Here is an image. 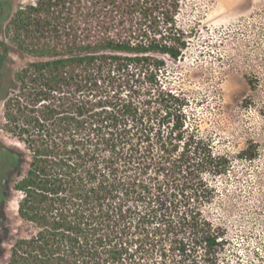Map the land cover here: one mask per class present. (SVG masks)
Masks as SVG:
<instances>
[{
	"label": "trees",
	"instance_id": "obj_1",
	"mask_svg": "<svg viewBox=\"0 0 264 264\" xmlns=\"http://www.w3.org/2000/svg\"><path fill=\"white\" fill-rule=\"evenodd\" d=\"M192 1L27 0L14 13L0 101L23 147L13 189L27 233L2 264H219L227 231L204 209L233 161L184 95L155 90L161 57L189 48L179 17ZM12 53L22 67L6 78Z\"/></svg>",
	"mask_w": 264,
	"mask_h": 264
},
{
	"label": "rangeland",
	"instance_id": "obj_2",
	"mask_svg": "<svg viewBox=\"0 0 264 264\" xmlns=\"http://www.w3.org/2000/svg\"><path fill=\"white\" fill-rule=\"evenodd\" d=\"M26 2L0 0V41L12 45L8 23ZM179 22L193 33L189 48L178 60L161 57L155 90L184 95L202 136L233 161L227 176L211 182L218 194L204 209L227 231L219 264H264V0H194ZM11 57L6 78L22 67V56ZM4 123L0 101V264L27 233L17 213L22 195L13 189L23 147ZM250 148L255 158H241Z\"/></svg>",
	"mask_w": 264,
	"mask_h": 264
}]
</instances>
